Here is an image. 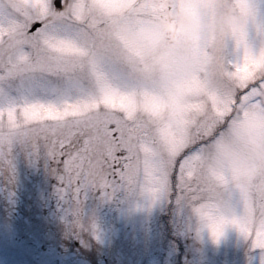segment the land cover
<instances>
[{"label": "snow or ice", "instance_id": "1", "mask_svg": "<svg viewBox=\"0 0 264 264\" xmlns=\"http://www.w3.org/2000/svg\"><path fill=\"white\" fill-rule=\"evenodd\" d=\"M232 2L239 29L168 49L204 0H0V173L43 156L77 226L90 192L163 198L264 264V0Z\"/></svg>", "mask_w": 264, "mask_h": 264}, {"label": "rangeland", "instance_id": "2", "mask_svg": "<svg viewBox=\"0 0 264 264\" xmlns=\"http://www.w3.org/2000/svg\"><path fill=\"white\" fill-rule=\"evenodd\" d=\"M22 152L17 151L16 153V171L13 181H8L0 173V184L4 185L0 188H2L3 195L5 196L4 198L3 196L0 198L2 203H9L10 198L16 203L20 201V199L13 196V192H11L13 189H15V195H21L20 190L27 191L32 195L30 189L25 190L27 188L26 185L20 187L22 183L27 184V182H22L21 179H31V176L36 177L38 173L42 172V168L39 169L36 161H33L31 164V160L30 163L23 160L26 154L23 156ZM48 176L49 181L58 177L52 170L49 171ZM5 188H8V194ZM53 188L54 193L58 194L59 197L45 201V207L50 204V201H53L52 199H55L56 201L53 202L57 208L52 214L63 216L73 221L72 213L67 211L69 202L58 192V185H55ZM83 209L82 224L84 227L90 228L89 224L85 222L96 215L97 219L95 224H92L90 233L91 235L93 234L97 242L103 243L107 247L110 246L106 252L111 259L117 254L113 250L114 245L120 246L131 242V249L133 251L130 250V247L127 250L126 246H122L125 248L123 252L124 259L129 258L135 264H176L179 248L177 242L169 241L163 245L164 237L173 232L178 240L183 241L185 245L187 244V247L183 250L182 260L185 261L184 264H211L212 261L207 262L210 259H217L221 264H259V250L257 249L252 254V259L250 260L249 242L235 225H226L223 234L218 240L213 238L207 228L202 229L198 234L195 230V219L189 218L186 212H178L174 205L169 204L163 198L158 199L154 203H150L144 198H140L137 202H128L123 198L122 194L112 199H102L98 193L90 192L84 202ZM3 212L0 209L2 217L4 216ZM110 213L112 214L110 215ZM127 223L131 224V227L126 228L127 230L121 228V230L113 233V235L109 234ZM143 223L146 227L142 229H145L146 242L150 246L148 250L145 247V253H143L144 248L137 251L140 246L144 247L145 244L138 245L140 240L138 239V233H135L138 231V226H142ZM148 224L157 231V234ZM2 225L3 227L0 229V264H41L35 260V258L39 260L43 258V252L40 248L35 247L32 243L17 241L14 235L9 234V227L4 224ZM190 237L194 239L188 241ZM157 243H160L162 246L159 247L156 245ZM189 243L190 246H188ZM85 245L90 251L92 249L91 239L86 240ZM63 249L64 247H62ZM189 252L190 256L186 257ZM47 254L50 256V260L44 264H75L74 261L68 262L67 260L78 258L77 255L66 256L63 258L65 261L60 262L54 252L48 251ZM114 261L116 262L117 260ZM216 264L219 263L216 262Z\"/></svg>", "mask_w": 264, "mask_h": 264}, {"label": "clouds", "instance_id": "3", "mask_svg": "<svg viewBox=\"0 0 264 264\" xmlns=\"http://www.w3.org/2000/svg\"><path fill=\"white\" fill-rule=\"evenodd\" d=\"M241 24V17L232 0H204L203 7L194 6L163 16L159 22L158 35L166 48L175 49L197 32L208 34L218 25L237 30Z\"/></svg>", "mask_w": 264, "mask_h": 264}, {"label": "flooded vegetation", "instance_id": "4", "mask_svg": "<svg viewBox=\"0 0 264 264\" xmlns=\"http://www.w3.org/2000/svg\"><path fill=\"white\" fill-rule=\"evenodd\" d=\"M30 160L33 161V159H30ZM0 198H1V190H0ZM15 207H16V205H15ZM96 219L97 218L95 215L92 218H90L88 221H86V222L83 221V222L89 224L90 228L84 227L83 224H82V226H77L74 224V226L70 227V228H67V227L55 228V230L52 233L57 235L56 239L59 242H54V243H49V242L42 243L41 242L42 244L41 243L40 244L42 247H40V250L43 252V258H41V260L35 258V260L40 262L41 264H44L47 261H49L50 256H48V254H47L48 251L54 252L55 256L57 257L58 261H60V262L65 261V259H63V258L66 256H71V255L76 256L77 255L78 258H72L70 260L66 259L68 262L74 261L75 264H113L114 260H118L120 257L123 258L124 254L122 252H120V250H122V249L118 247V250L120 249L119 252L114 257H112V259H111L110 256L106 252L110 246L107 247V246H104L103 243L101 244V243L97 242V240L94 238L93 234L91 235V233H90V231L92 229L91 227H92V224H95ZM82 220H83V216H82ZM0 229H1V227H0ZM67 231H72L71 232L72 236L69 237L70 241L66 242V238L64 235ZM20 232L23 234L33 233V232L29 231V229L27 227H21ZM48 232H49V230H47L46 228H43L41 231H36L37 234L42 233L45 235ZM109 234L113 235V231L110 232ZM90 235H91V237H90ZM90 239H91L92 249H90V251H89V249L85 245V241L90 240ZM71 240L74 243H71ZM82 240H83V242H82ZM140 241L142 242L143 240H140ZM116 244H117V242H116ZM128 244L129 243H124L123 245H120V246H125ZM50 247H53V249H55V250H52ZM62 247H64L63 250H62Z\"/></svg>", "mask_w": 264, "mask_h": 264}]
</instances>
